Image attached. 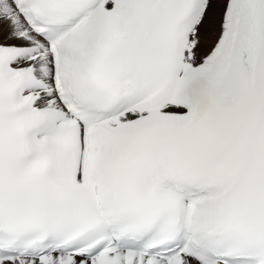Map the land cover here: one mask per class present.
<instances>
[{
	"label": "snow or ice",
	"instance_id": "6c2138e0",
	"mask_svg": "<svg viewBox=\"0 0 264 264\" xmlns=\"http://www.w3.org/2000/svg\"><path fill=\"white\" fill-rule=\"evenodd\" d=\"M0 264H264V0H0Z\"/></svg>",
	"mask_w": 264,
	"mask_h": 264
}]
</instances>
